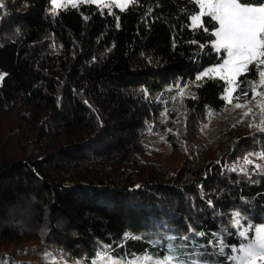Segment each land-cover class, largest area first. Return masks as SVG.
I'll use <instances>...</instances> for the list:
<instances>
[{"label": "trees", "instance_id": "obj_1", "mask_svg": "<svg viewBox=\"0 0 264 264\" xmlns=\"http://www.w3.org/2000/svg\"><path fill=\"white\" fill-rule=\"evenodd\" d=\"M6 2L0 126L14 115L12 135H20L23 157L0 163V260L42 264L37 259L48 252L61 264L89 263L103 244L116 258L159 257L166 237L178 245L184 236L192 240L189 228L205 233L195 237L202 245L226 229L225 242L237 243L228 234L235 231L233 211L261 222L264 172L253 164L241 172L230 163L241 150L264 152L259 125L250 132L249 119L239 121L228 150L210 151V143L197 139L209 112L226 106L224 81L205 78L167 111L161 101L167 87L218 62L208 44L214 37L188 26L185 9H193L187 0H136L123 12L85 3L60 8L55 17L50 0ZM25 2L30 7L19 11ZM110 10L119 15V27ZM199 44L207 46L201 51ZM253 68L239 78V100L257 77ZM165 133L179 158L151 159V137ZM183 251L191 253L192 244ZM199 258L214 264L207 253Z\"/></svg>", "mask_w": 264, "mask_h": 264}, {"label": "snow or ice", "instance_id": "obj_2", "mask_svg": "<svg viewBox=\"0 0 264 264\" xmlns=\"http://www.w3.org/2000/svg\"><path fill=\"white\" fill-rule=\"evenodd\" d=\"M63 3L66 7L71 4L72 7H77L79 4H98L100 0H50L52 6L50 11L55 17L59 15L56 9L58 3ZM115 7L119 8L121 12L126 9L122 7L121 0H112ZM124 3L135 6L136 0H124ZM187 3L192 6V11L189 13L187 9L185 12L190 21L189 27L196 29L202 28L203 33L214 39L210 40L211 52L216 54L217 63L214 66H209L202 72L197 73L196 80H202L204 77L215 79L214 73H227L219 77L223 80L225 87V94L221 99L232 103L229 91L230 86L237 83V77L249 70V66H254L253 70L256 72L257 79L264 85V3L256 5L254 3H242L241 0H187ZM3 10V5L0 4V11ZM148 15L151 14L152 9H146ZM113 15L119 27V15L111 10L108 13ZM203 17H208V26H204ZM145 23L148 22L147 16ZM211 29V31H210ZM189 43L197 45L199 42L192 40ZM207 45L199 44V49L203 51ZM95 59V58H93ZM3 80V75H0V81ZM251 80L247 84H253ZM255 95H264V93L256 92L252 89ZM243 96H248V91L243 92ZM195 99L196 97H192ZM235 99H239L236 96ZM85 103H87L85 101ZM236 107H242L237 103ZM251 111V110H249ZM165 113H161V116ZM169 132L172 130L169 129ZM260 131L264 133V126L260 127ZM252 155V153H249ZM261 159H264V152L257 153ZM219 163V161H217ZM245 164H251L252 161L247 157L244 158ZM256 169L264 172L261 165H255ZM232 172H237V167L230 169ZM239 171L246 172L243 167ZM137 188L141 187L139 185ZM210 208H215L211 200L207 201ZM230 224L234 232H229V235H234L237 239L236 244L228 245L225 243L223 234L211 233L212 239L207 240L206 245L200 244L195 239L190 240L188 236L181 239L184 243L177 245L174 241L176 237L169 236L166 239L167 244L166 255L164 257H154L152 253L145 252L140 255L133 254L132 259H128L127 255L119 258H113L109 253L108 246L103 245V251L96 254V259L91 264H206L201 260L200 255H206L205 251L201 249L211 248L216 259L214 264H253L256 260H264V217L261 218L260 223H254L251 216H248L240 211H233L231 213ZM192 232L193 238L205 236L204 232H195L194 229L189 228ZM136 237L126 235L125 240L135 239ZM153 244H159L160 241H152ZM192 244L193 251L187 253L183 251L188 244ZM199 253V254H197ZM193 256H196L193 259ZM220 258H223L221 261ZM0 264H8V259L0 260ZM15 264V262H12Z\"/></svg>", "mask_w": 264, "mask_h": 264}, {"label": "rangeland", "instance_id": "obj_3", "mask_svg": "<svg viewBox=\"0 0 264 264\" xmlns=\"http://www.w3.org/2000/svg\"><path fill=\"white\" fill-rule=\"evenodd\" d=\"M0 4L2 5H7L6 0H0ZM31 3L28 4V2H25L23 6L20 8L18 7L19 11L25 12L28 10L30 7ZM101 7H108L112 9L115 5L112 3V0H100V3L96 4ZM121 5L124 8H127L130 4L124 3V0H121ZM72 6L71 4H68L66 7ZM51 5L49 6V11L51 9ZM60 8H65L63 3H58L56 6V9ZM51 12V11H50ZM204 22V17L202 18ZM216 64V63H215ZM215 64L209 65V66H214ZM207 66V67H209ZM251 66V65H250ZM249 66V69H250ZM207 67L201 69L198 73L202 72L204 69ZM249 71V70H248ZM247 71V72H248ZM245 74V73H243ZM241 74V75H243ZM0 75H3V78L6 75V72L0 69ZM216 78H219L222 75H227V73H214L212 74ZM237 77V83H234L230 86V91L229 95L230 98L232 99V103H228L226 101V106L223 109V111H217L213 112L212 110L209 112V117L211 119L206 121L204 124L202 131H200L197 135L198 141H202L203 143H210L208 144V148H210V151H218L221 149L228 150L230 147L232 148L234 146V138L236 139L237 134V126L240 125L241 123H238L239 121H244L245 119H249V131H253V127L255 125H259L258 127L264 126V95H255L252 91L253 88H255L256 92L258 93H264V85H261L259 80L254 79L253 84H247L245 90L248 91L247 88H251L252 94L249 92L247 97H241L243 95L242 91L240 95V100L235 99L237 94V90L240 89L241 82L239 80L240 76ZM208 77H204L202 80H196V77L194 79H186V80H181L177 84L172 85L167 87L166 92L164 93L163 97L161 98L162 103L164 104V109L165 111L169 110L174 106L173 102L176 99H179V97H185V96H192L194 94V86L200 85L203 80ZM2 81H0L1 84ZM244 98L245 100L241 101V99ZM239 103L242 105V107L237 108L236 104ZM251 110V111H249ZM176 114V113H174ZM179 114V113H178ZM177 114V115H178ZM176 115V116H177ZM14 115H8L5 117L0 126V163L2 161V158L7 157L9 158H15V159H20L22 158V148L20 146V140L21 137L18 135L16 132L15 134L12 135V129L15 126V121H14ZM233 127L235 128L233 131ZM171 126L168 127L170 129ZM246 130H248L246 128ZM167 132V131H166ZM14 133V132H13ZM252 141H258V138H253ZM258 143V142H257ZM255 144L257 148L261 147V143ZM262 150L264 149V146L261 147ZM261 150V149H260ZM259 150V151H260ZM255 152V151H249L247 149L241 150L238 152L234 157L231 158L230 163L237 166V167H243L246 169L248 164L244 163V158L247 157L249 160L252 161L251 164L253 165H261V167H264V159H261L257 153L260 152ZM149 153H150V158L154 160H165V161H174L179 158L176 154H174V151L172 149L171 144L167 140V134L165 133L163 136L156 135L153 138L151 137V142L149 146ZM249 153H252V155H249ZM226 229L223 233V237L225 240V235L227 234ZM215 233H220L219 231H216ZM195 239V238H192ZM209 239H212V236L209 235ZM197 241V239H195ZM169 241L167 242V244ZM226 243V242H225ZM178 245V243H176ZM227 244V243H226ZM236 244V243H232ZM228 244V245H232ZM109 247L110 246L107 244H103ZM25 248V246H23ZM21 249L22 247H16V249ZM15 249V248H14ZM167 250V246H166ZM166 250H164V253L160 255L159 257H164L167 253ZM212 259L208 260L207 263H211L215 261L216 257L213 254V251L211 248H209L207 251H205ZM113 258L114 257L111 253H109ZM154 257H158L154 255ZM196 257L193 256V259ZM96 259V258H95ZM93 259V260H95ZM37 260L43 261L42 264H61V260L59 257L50 254L48 252H44L43 254L40 255V258L38 257ZM92 260V261H93ZM91 261V262H92ZM91 262L86 263V262H81L79 261L76 264H91ZM253 264H264V260H256L253 262Z\"/></svg>", "mask_w": 264, "mask_h": 264}]
</instances>
